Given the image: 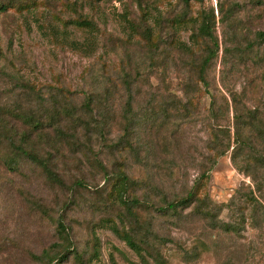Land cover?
I'll return each instance as SVG.
<instances>
[{
    "label": "rangeland",
    "instance_id": "374dc122",
    "mask_svg": "<svg viewBox=\"0 0 264 264\" xmlns=\"http://www.w3.org/2000/svg\"><path fill=\"white\" fill-rule=\"evenodd\" d=\"M260 33L264 0H0V264H264ZM195 186L207 218L159 208Z\"/></svg>",
    "mask_w": 264,
    "mask_h": 264
},
{
    "label": "trees",
    "instance_id": "16d2710c",
    "mask_svg": "<svg viewBox=\"0 0 264 264\" xmlns=\"http://www.w3.org/2000/svg\"><path fill=\"white\" fill-rule=\"evenodd\" d=\"M187 1V0H186ZM79 25L81 26H87V27H90L92 26V24L88 21V20H85V21H82L79 23ZM259 37L262 38L264 40V33H260L259 34ZM207 62V61H205ZM178 112H179V116L183 117V118H188L190 117L191 115V110H192V106H191V103L190 102H185V103H182L180 102L179 103V109H176ZM162 112H163V115H168L170 113V110L168 107H164L162 108ZM159 116L160 114L154 112L152 113L150 116L147 117V122H149V125L151 126L149 129L151 131H154L157 127H158V119H159ZM57 118L60 120L61 119V115L60 114H57ZM156 127V128H155ZM155 128V129H154ZM154 129V130H152ZM57 132H59L61 135L62 134V131L61 129H57ZM102 132V130H101ZM160 132V131H159ZM151 133V132H150ZM220 134H222L224 137H228V141H221L220 140ZM102 135H104V133L102 132ZM157 136L159 137V135H155L153 133V137L157 138ZM215 136L217 137V140L220 141V147L217 151V156H216V159L213 161V164L212 166L215 167V165L217 164V159L221 156L224 155V153L231 147V143H230V133L227 132V131H222L221 133H218L216 132L215 133ZM239 142L237 141V144ZM131 146V145H130ZM241 146V144H240ZM225 147V148H224ZM226 149V150H225ZM118 183L120 184V187H119V190L121 193H119V196H118V200L121 204H124L125 206H127V209L128 210H131L130 208V201H126V197L124 194H126L128 192V190L133 186L131 184V186L129 185V183H131V180L130 178L126 175V173H120L118 174ZM203 179V178H202ZM202 181L201 179H199V182ZM134 182V181H132ZM198 183V182H197ZM198 185V184H197ZM130 187V188H129ZM200 186L197 187H193L191 189V191L187 194L186 197L182 198L181 200H179V202L177 203H166L165 206H161L159 207L161 210H164V211H174V212H177L178 208L180 207H187V206H190V204H192L193 202H198L200 203L199 207L197 208V212L198 214H202V216H204L205 218H207L210 214H211V203L210 205H207V201H209V197H205L204 199H199V195H200ZM132 205H137L139 206L141 204V201H139L138 199H135L134 201H132ZM213 206V205H212ZM60 228L62 229L61 230V233H62V236L65 234L66 235V230L64 228L63 225H60ZM224 228L226 229V231H235L236 230V227L234 225H231V224H226L224 226ZM112 231L118 236L120 237L125 243L126 245L135 253L137 254L141 259L144 260V248L141 244H139L136 239L130 235L129 233H125V231H121L120 228L116 225H113L112 227ZM64 238V237H63Z\"/></svg>",
    "mask_w": 264,
    "mask_h": 264
}]
</instances>
